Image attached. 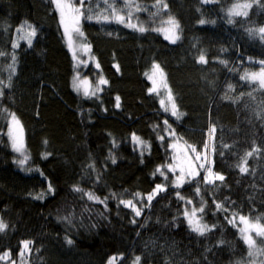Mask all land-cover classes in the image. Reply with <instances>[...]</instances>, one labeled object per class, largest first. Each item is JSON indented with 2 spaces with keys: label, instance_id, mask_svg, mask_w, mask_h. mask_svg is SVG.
I'll list each match as a JSON object with an SVG mask.
<instances>
[{
  "label": "trees",
  "instance_id": "1",
  "mask_svg": "<svg viewBox=\"0 0 264 264\" xmlns=\"http://www.w3.org/2000/svg\"><path fill=\"white\" fill-rule=\"evenodd\" d=\"M114 2L125 22L103 0H86L83 36L70 31V48L52 0H0V221L7 225L0 255L18 263L22 241H31L23 264H107L111 257L134 264L137 256L139 264H264V236L239 219L264 225V88L251 79L264 61V0H162L166 9L134 0L141 10L132 8L130 20L124 0ZM24 23L36 31L31 44L17 40ZM77 64L85 65L78 71L88 95L72 89ZM101 79L107 83L97 93ZM12 114L28 156L23 166L8 138ZM188 146L224 180L206 184ZM175 153L199 170L179 187L168 170ZM158 184L164 190L148 202ZM193 207L204 208L197 213L211 229L204 235L184 216Z\"/></svg>",
  "mask_w": 264,
  "mask_h": 264
},
{
  "label": "snow or ice",
  "instance_id": "2",
  "mask_svg": "<svg viewBox=\"0 0 264 264\" xmlns=\"http://www.w3.org/2000/svg\"><path fill=\"white\" fill-rule=\"evenodd\" d=\"M103 2H104L105 5H107V9L106 10L110 9L111 10V14L118 20V22H120V23H124L125 22V16L119 15V12L121 10L117 9L115 7L114 0H111V2H110V0H103ZM204 2H209V0H204ZM52 3H54L57 6V9L60 11L61 24L64 26L65 35H67L69 37V47L71 48L72 47V42H71L70 31L77 33L79 36H83V33L79 29V21H80V18L82 16H84V14H85L84 11H82V9H84L86 0H78L79 6H77L76 4L71 3L70 0H52ZM124 4L129 9V11L127 13L128 20H130L131 17H132V11H131L132 8H135L137 11L141 10L140 6L136 5L134 3V0H124ZM157 4H162L163 8H165V9L167 8V4H163L162 0H157ZM241 7H245L246 8V7H248V5H242ZM230 14L247 15L246 12L239 13V12H232V11H230ZM86 18L87 19H91L92 17L91 16H87ZM105 19H107V17H105ZM168 23H173L174 24L175 21L171 20V18H170ZM200 23L203 24V23H205V21L201 20ZM127 26L136 28L140 32H144L145 31V28L142 27V26L141 27H137V25H133V24H130V23L127 24ZM29 28H31L30 25H29ZM20 30H22V29H20ZM259 33L261 34L262 38H264V27H261L259 29ZM35 34H36L35 29H32L30 31V33L28 34V36H29V44H31V37L35 36ZM165 38L169 39V37L167 35L165 36ZM173 42H175V41L173 40ZM16 46L17 45H15V44L13 45V47H16ZM80 47H81L82 50L87 51L90 48V45L81 44ZM0 55H4V53H0ZM74 57H75V53H74ZM14 59H15V57H13V60ZM199 62H201V63H206L207 62L205 57H204V55H201L199 57ZM221 62L224 63L223 61H221ZM261 63L264 64V61H261ZM97 67H98V65H97ZM154 68L158 69L159 65H154ZM259 77H260V83L262 85H264V69L261 70V73L259 74ZM246 78H247V76L241 77V79H246ZM105 83H107V81H105L103 79L100 80V84H105ZM153 90L154 89H150L149 91H153ZM0 94H2V90H0ZM85 95H88L87 90H85ZM171 99H172L171 96H169V101H171ZM118 100H119V97H117V101ZM161 103L163 104V101H161ZM117 106H119V105L117 104ZM168 110H169L168 108H165V111H168ZM172 115L175 116L177 119H179L180 116L183 115L182 113L178 112V110L176 109V105L174 103L172 104ZM12 120L17 125L19 124V122L16 120L14 114H12ZM164 123H165V125H168L167 120H165ZM167 130H169L171 132V134L174 135V130H171V126L170 125H168ZM214 130L215 129L213 128V131ZM9 135L12 136V130L11 129L9 130ZM133 138L134 139H138L135 136ZM163 138L164 137H160V139H163ZM12 139H13L12 146H13L14 151L20 152L23 155V158L18 160L17 163L19 165L23 166L24 164H26V162L28 160V156L23 151L22 138L13 136ZM45 143H47V142L45 141ZM224 147H228V146L225 145ZM205 148H207V145H205ZM188 150L193 152V153H195V156L193 157L194 160L201 161V163H199L198 167L201 168V169H205V171H206V175L203 178L204 182L206 184H214L215 181H217V180H219V181H223L224 180V176L220 175L218 173H213L211 167L205 168L206 157H202V155L200 153H197L196 149L192 148L191 146H188ZM255 151H259V149L254 148L253 151H250V152H248L246 154V156L243 158L244 163H246L247 157L248 156H252L253 152H255ZM113 163H115V160H113ZM238 167H239V170H240L241 173L248 172V168L247 167L242 166V165H238ZM188 168H189V171H187V172L185 171L184 167H180L179 168L180 176L177 177V181H178V183L176 184L177 187L180 186L179 182L182 181V179H183V177L185 175L192 176V177H195L196 175H199L198 171H196L195 169H192L191 163L188 164ZM168 170L171 171V172H175L176 171V166L170 164V165H168ZM156 171L159 172L161 175H164V173L162 172V170L160 168H157ZM165 178H167V177H165ZM76 190L80 191V189H78V188ZM163 190H164V188H163L162 185H159V184L156 185V188L153 190V192L150 193L147 196L148 202H151L153 197L159 191H163ZM48 191L49 192L53 191L51 185H49ZM196 192H197V194H199L200 189L197 188ZM137 195H139V194H137ZM177 195L179 196V193H177ZM88 197H89V199H98V198L94 197L91 193L88 194ZM35 198L36 199H42L43 198V193H41L39 196H37ZM180 198L183 199V197H180ZM120 203L124 204L126 207H132L133 210L135 211L136 216L141 215L140 209L136 208V206L133 204V201H131V200H127V201L126 200H121ZM187 203L191 204L192 201L188 200ZM216 207L219 210L227 211V209H225L223 207V205H221V204H216ZM203 211H204L203 207H200L199 209L193 207L191 209V212H189L188 210H185V212H184V216L187 218L188 224H189L191 230L193 232L198 233L199 235H204L207 231H211V229L208 227V225H206V224L202 225L200 223L199 219L197 218V213L198 212L202 213ZM239 219H240V221L242 223H245L246 226H247V218L246 217L240 216ZM133 222H135V221H133ZM229 222L233 223V221H229ZM247 227L256 230V234L257 235H264V225L256 224V225H250V226H247ZM6 228H7V225L5 223H3L2 221H0V232H3ZM241 232L244 233L245 229H241ZM244 239H245V243H247L249 245V247L251 248L252 245L254 244V241L251 239V237L245 235ZM31 243H32L31 241H22L23 247H22V249L19 252V256H20V258L22 260L24 259L26 253L31 251V248H30ZM68 243L71 244L72 241L68 240ZM249 254L251 255V252ZM9 255L10 254L8 252H5L3 255H0V260H4ZM116 259H117L116 257L109 258L107 264H114V261ZM140 259L141 258L139 256H137L135 258L134 264H139ZM13 264H15V262H13Z\"/></svg>",
  "mask_w": 264,
  "mask_h": 264
},
{
  "label": "rangeland",
  "instance_id": "3",
  "mask_svg": "<svg viewBox=\"0 0 264 264\" xmlns=\"http://www.w3.org/2000/svg\"><path fill=\"white\" fill-rule=\"evenodd\" d=\"M202 2H204V0H202ZM210 2H211V0H209V2H204V3L205 4H208ZM234 9L236 11H238L240 9V7L237 6ZM244 12H246V11H243V13ZM20 29H22V30H20ZM18 30L19 31H18L17 40L29 42V36H28V34L32 30V28H29V25L27 23H24V24H22L19 27ZM164 34H166L169 37L171 35L170 29L168 31H165ZM32 37H31V39H32ZM15 44H16V42H15ZM261 66H262V68L256 74H254L253 76H251V79L253 81H256L262 88H264V85H262L260 83V77H259V74L261 73V70L264 69V64H262ZM76 67H77V73H76V75L74 77V80L75 81L71 83L72 89L74 91H76V92H79V93L85 92V90H87L88 93L92 92V89L90 87L89 82L82 75H80V73L78 71L79 68L84 69L85 68V65H83V64H81V65L77 64ZM100 85H101L100 82H98V84L95 87V90L97 91V93L99 91ZM154 86H155V89L158 90V91H161L162 89H164V87H163V85L161 83V80L159 79V76L158 75L154 79ZM10 129L12 130V136H10L9 135V132H8V138H9V141H10L11 148L13 149V146H12L13 139H12V137L15 136V137L22 138V141H23V137H22V131L18 128V125L16 123L13 122V125H12V127ZM13 151H14V149H13ZM23 151H24V146H23ZM14 153L16 154V156H18L19 159H22L23 158V155L20 152L14 151ZM183 155L175 153V156L176 157L173 160V165L176 166V171L174 173L177 174V177L180 176V171H179V168L180 167H184L186 172L189 171V168H188V164L189 163H191L192 169H195L196 171L199 172V170H197V168L195 167V164L192 161H190L189 158L186 159L184 157L185 155L184 156ZM195 177L185 175L183 177V179H182V182H185L188 179L195 178ZM176 181H177V179H176ZM250 225H252V224L247 223V226H250ZM247 226H246V230H247V232H250L251 235L257 236V237H263L264 236V235H257L256 234V230L251 229V228H249ZM8 259H9V256L7 258H5L4 260H0V264H13V262H7ZM15 264H23V260L19 257L18 263H15Z\"/></svg>",
  "mask_w": 264,
  "mask_h": 264
}]
</instances>
